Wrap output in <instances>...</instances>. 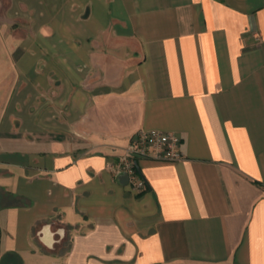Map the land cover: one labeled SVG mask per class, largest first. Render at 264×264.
<instances>
[{"label":"crops","instance_id":"crops-1","mask_svg":"<svg viewBox=\"0 0 264 264\" xmlns=\"http://www.w3.org/2000/svg\"><path fill=\"white\" fill-rule=\"evenodd\" d=\"M2 5L0 264H264V0Z\"/></svg>","mask_w":264,"mask_h":264},{"label":"built area","instance_id":"built-area-1","mask_svg":"<svg viewBox=\"0 0 264 264\" xmlns=\"http://www.w3.org/2000/svg\"><path fill=\"white\" fill-rule=\"evenodd\" d=\"M182 138L175 133L157 130H140L132 138L125 152L110 167L119 175H127L130 188L140 193L147 184L142 177L139 162L151 159L157 162L174 163L184 160L180 148Z\"/></svg>","mask_w":264,"mask_h":264},{"label":"rangeland","instance_id":"rangeland-1","mask_svg":"<svg viewBox=\"0 0 264 264\" xmlns=\"http://www.w3.org/2000/svg\"><path fill=\"white\" fill-rule=\"evenodd\" d=\"M0 2H2V11H3V15L6 16L5 14H7V10L9 9L10 5H9V0H0ZM6 10V11H5ZM17 18L19 19L18 21H20V16H17ZM15 25L19 26L20 22L17 21H13ZM17 22V23H16ZM21 29V27H20ZM23 30V29H21ZM19 35H21L20 37H22V33L19 32ZM14 43L13 37L9 36L6 34V31L4 29H2L0 27V75H1V68L4 65H9L11 62L10 59V54L7 53L8 48L10 47V45H12ZM1 77V76H0Z\"/></svg>","mask_w":264,"mask_h":264},{"label":"water","instance_id":"water-1","mask_svg":"<svg viewBox=\"0 0 264 264\" xmlns=\"http://www.w3.org/2000/svg\"><path fill=\"white\" fill-rule=\"evenodd\" d=\"M122 177L125 178L126 181L128 182V176L127 175L124 174V175H122Z\"/></svg>","mask_w":264,"mask_h":264}]
</instances>
